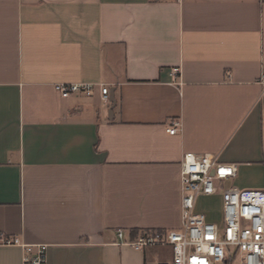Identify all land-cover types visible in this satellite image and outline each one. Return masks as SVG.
Listing matches in <instances>:
<instances>
[{
    "label": "crops",
    "instance_id": "obj_1",
    "mask_svg": "<svg viewBox=\"0 0 264 264\" xmlns=\"http://www.w3.org/2000/svg\"><path fill=\"white\" fill-rule=\"evenodd\" d=\"M263 71L264 0H0V234L46 245V264H169L171 247L130 244L179 229L184 153L234 164L223 185L247 190ZM195 209L220 223L221 194Z\"/></svg>",
    "mask_w": 264,
    "mask_h": 264
},
{
    "label": "built area",
    "instance_id": "obj_2",
    "mask_svg": "<svg viewBox=\"0 0 264 264\" xmlns=\"http://www.w3.org/2000/svg\"><path fill=\"white\" fill-rule=\"evenodd\" d=\"M176 72V70L174 71ZM258 84L262 91L261 141L264 156V71ZM97 88L103 103L108 102L109 89L103 84L58 83L54 90L62 98L73 95L92 96ZM180 124L174 122L166 130L174 135ZM236 176L234 164L221 163L209 154L184 153L179 162L180 227L176 231L147 232L130 245L169 246V264H264V191L239 190L223 185ZM221 194V222H209L196 211L200 197ZM116 236L122 237L121 231ZM0 246L19 247L22 264H46L47 246L26 245L15 237L0 234Z\"/></svg>",
    "mask_w": 264,
    "mask_h": 264
},
{
    "label": "rangeland",
    "instance_id": "obj_3",
    "mask_svg": "<svg viewBox=\"0 0 264 264\" xmlns=\"http://www.w3.org/2000/svg\"><path fill=\"white\" fill-rule=\"evenodd\" d=\"M240 183H242L245 186H248L246 188L247 190H254V191H264L263 189L255 188L256 186L264 185V164L263 168L260 169H247L243 170L239 177H238ZM214 208V215L218 219V211L217 206L213 204Z\"/></svg>",
    "mask_w": 264,
    "mask_h": 264
},
{
    "label": "water",
    "instance_id": "obj_4",
    "mask_svg": "<svg viewBox=\"0 0 264 264\" xmlns=\"http://www.w3.org/2000/svg\"><path fill=\"white\" fill-rule=\"evenodd\" d=\"M111 103H112V105H114V102L113 101H111Z\"/></svg>",
    "mask_w": 264,
    "mask_h": 264
}]
</instances>
